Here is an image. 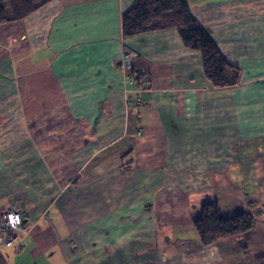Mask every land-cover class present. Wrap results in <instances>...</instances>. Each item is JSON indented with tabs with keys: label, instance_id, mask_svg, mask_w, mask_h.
Here are the masks:
<instances>
[{
	"label": "crops",
	"instance_id": "0c3cea01",
	"mask_svg": "<svg viewBox=\"0 0 264 264\" xmlns=\"http://www.w3.org/2000/svg\"><path fill=\"white\" fill-rule=\"evenodd\" d=\"M134 1L0 24V212L31 224L0 264H264V213L205 247L194 224L207 202L225 218L264 205V0H186L238 70L221 88L176 29L124 37Z\"/></svg>",
	"mask_w": 264,
	"mask_h": 264
},
{
	"label": "trees",
	"instance_id": "16d2710c",
	"mask_svg": "<svg viewBox=\"0 0 264 264\" xmlns=\"http://www.w3.org/2000/svg\"><path fill=\"white\" fill-rule=\"evenodd\" d=\"M52 0H0V24L20 20ZM124 37L176 29L184 47L199 51L206 79L214 88L233 86L238 81V70L230 66L216 47L208 31L189 10L186 0H135L122 14ZM141 75L138 83L141 82ZM264 213V205L233 217H223L218 202H207L194 220L202 246L228 237L240 238L251 231L257 218Z\"/></svg>",
	"mask_w": 264,
	"mask_h": 264
},
{
	"label": "built area",
	"instance_id": "2783aa9c",
	"mask_svg": "<svg viewBox=\"0 0 264 264\" xmlns=\"http://www.w3.org/2000/svg\"><path fill=\"white\" fill-rule=\"evenodd\" d=\"M133 56L132 51H125L120 64L124 69H128L126 82L138 86L140 73L132 66L131 59ZM135 103L136 106H139L142 103V99L137 97ZM30 229V219L22 210H5L0 212V249L11 248L17 251L22 238L29 235Z\"/></svg>",
	"mask_w": 264,
	"mask_h": 264
}]
</instances>
